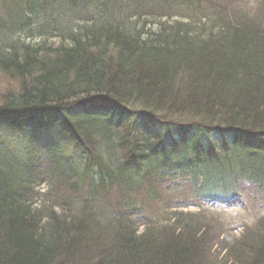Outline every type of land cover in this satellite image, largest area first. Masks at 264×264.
<instances>
[{
	"label": "trees",
	"instance_id": "obj_1",
	"mask_svg": "<svg viewBox=\"0 0 264 264\" xmlns=\"http://www.w3.org/2000/svg\"><path fill=\"white\" fill-rule=\"evenodd\" d=\"M43 1L23 0L16 20L0 19V29L32 22ZM121 1L69 28L70 43L2 38L0 73L16 88L0 95V128L35 133L21 153L0 147V264H264V217L242 243L225 245L221 260L208 227L183 212L175 224L140 231L151 203L178 200L183 210L194 204L186 190L196 197L208 184L224 189L220 176H237L225 163H237L251 181L264 177V0H168L167 7L187 6L192 21L147 33L128 16L155 14L158 2ZM43 17L33 22L45 30ZM41 132L72 142L82 157L69 163L53 144L42 154ZM41 159L63 176L62 186L52 182L55 191H68L49 195L42 208L32 183L16 188L4 175L40 174L32 164Z\"/></svg>",
	"mask_w": 264,
	"mask_h": 264
},
{
	"label": "rangeland",
	"instance_id": "obj_2",
	"mask_svg": "<svg viewBox=\"0 0 264 264\" xmlns=\"http://www.w3.org/2000/svg\"><path fill=\"white\" fill-rule=\"evenodd\" d=\"M22 1L23 0H0V19L16 20L15 18L17 15L21 13L19 3H22ZM36 1L39 2V0ZM116 1L117 0H73V3L76 4L72 6L71 3H67V0L62 1L61 3H59L60 0H58L57 3L56 0H44V9L39 7L37 8L36 13L31 14L32 22L25 18L24 21L31 24L17 21L18 26H15L14 28H6L3 30L1 28L0 43L2 42L3 37L8 40L12 39L11 41L16 45L23 43L31 46H37L38 44L59 46L61 44L70 43L65 39L67 38L69 28L75 26L74 29H76L78 27L86 26L85 22L81 21H87L97 17L99 15L98 8H100L102 4H104V6H102L104 11L105 7L108 9L112 7V9L118 10L119 6L122 5L116 3ZM129 1L130 0H122L121 3L127 7H130L132 3L129 4ZM150 1L151 3L158 2V5L156 6L157 10H155L157 13L153 14L150 11V13H146L147 9H145V12H142L139 15V11L131 10L128 16L130 18H128V20H130V24L136 31H143V33H147L148 31L158 32L161 23L188 21L190 19L192 21L191 17L193 16V13L187 10V6L185 5H181L179 3L173 4L172 2V4L168 5L167 7V3H169L168 0ZM248 1L249 0H247V2ZM138 2V4L148 3L147 0H138ZM100 11L103 12L101 9ZM23 15L24 14L22 12L20 17ZM41 16H44L43 18L46 21L44 24L49 26L48 29L42 30L40 27L41 25H38L37 22H33L35 18ZM38 21H41V18H39ZM204 21L207 20H203L201 23L206 24ZM40 30H42L41 33L39 32ZM9 49H5V53H8ZM15 88L16 82L9 81L7 77L2 76L0 73V95H4V91L13 92ZM34 133L35 132L33 130L19 131L17 129L11 130L7 127L0 128V147L7 146L8 148L5 149V151L13 155L21 153L22 151L26 150V142ZM39 135H41L42 145H38L36 150L41 151L42 154H45L47 150L46 148L44 149V147L53 144L62 151V155L69 163H74V161L76 162L82 157L81 152L73 148L72 142L64 145L59 142V137H56V135L42 132ZM48 161L49 160L41 159L37 162H34L32 164V170L37 171L40 174L33 175L28 179L23 180V178H19L18 176L16 177L14 175V170L12 169H7L4 172L5 176L7 175L13 179L12 181L8 179V183L16 188L19 186L27 187V185L29 187L32 183L31 191L36 193L35 200L38 204L37 206L41 208L43 207L41 206L42 202L49 201V195L55 194L59 197L65 198V195L68 193L66 189L62 190L63 187H61L59 193L58 191H55L56 189L53 187L52 182L54 181L56 187L62 186L58 182L60 179L58 176L62 175L60 171L59 174H55V172L52 170L53 167L50 165L43 168L42 164ZM225 165L226 173H231V175L233 173H237V176H231L232 179L228 176H220L223 177L227 183L225 184L224 189L220 188L221 186L218 184H208L206 185L204 191L203 189L197 190V193H201L199 195H207L208 198L205 199V204L209 209L208 212L203 213L202 216H198L199 214H197V209H187L183 211V213L187 215L194 216L195 222H198L199 225L208 227V239L210 240V246L212 247L214 244H218L217 246L213 247L212 253L214 254H219L225 245H232L234 243H238L239 241L242 243L243 236L248 235L249 232L255 228L254 224L256 223V220L264 216V177L251 181V173L245 172L241 175L238 173L242 171L238 167L237 163L230 162L225 163ZM219 167L220 165H215L214 169H218ZM230 167H234L236 170L229 171ZM262 168L264 169V161L262 162ZM15 184L17 185L15 186ZM185 192L186 195H189V199L196 198L189 190H186ZM177 193L178 192L174 191L172 193L163 194L164 199L162 200H168ZM212 193H229L232 198L231 201H238L236 203L231 202L230 208H223L222 204L218 206L221 200L218 198H213ZM29 195L26 197H29ZM30 196H32V194ZM80 200H83V198H80ZM211 202H214L215 204H212ZM168 204L173 208L169 210H159L155 207V203H151L149 205L148 211L144 213L145 218L149 221L166 224L169 219L174 218V214L177 213L175 212L174 207L179 206V201L169 200ZM49 206H52V204H49ZM48 208L52 209L50 207ZM184 219L188 221L187 218ZM178 233H180V231H178ZM252 236L257 238L254 232ZM222 242L225 243L222 244ZM220 253H222V255H219V259L221 260L224 257L225 252L221 251Z\"/></svg>",
	"mask_w": 264,
	"mask_h": 264
},
{
	"label": "bare ground",
	"instance_id": "obj_3",
	"mask_svg": "<svg viewBox=\"0 0 264 264\" xmlns=\"http://www.w3.org/2000/svg\"><path fill=\"white\" fill-rule=\"evenodd\" d=\"M92 177H93L94 180H97V181H98V177H97L96 175H93ZM59 202H60V201H58V204H59ZM58 204L54 202V206H55V208H58V207H59ZM38 233H39V232H38Z\"/></svg>",
	"mask_w": 264,
	"mask_h": 264
}]
</instances>
